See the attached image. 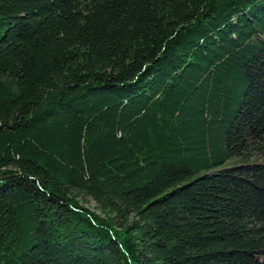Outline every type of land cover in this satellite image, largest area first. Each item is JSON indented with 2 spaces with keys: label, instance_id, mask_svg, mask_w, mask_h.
<instances>
[{
  "label": "trees",
  "instance_id": "trees-1",
  "mask_svg": "<svg viewBox=\"0 0 264 264\" xmlns=\"http://www.w3.org/2000/svg\"><path fill=\"white\" fill-rule=\"evenodd\" d=\"M261 154L264 0H0V264H264Z\"/></svg>",
  "mask_w": 264,
  "mask_h": 264
},
{
  "label": "rangeland",
  "instance_id": "rangeland-1",
  "mask_svg": "<svg viewBox=\"0 0 264 264\" xmlns=\"http://www.w3.org/2000/svg\"><path fill=\"white\" fill-rule=\"evenodd\" d=\"M253 160L264 163V154H261L259 156H254V157L251 156L248 158L237 157V158H233V159H228L223 164H219L217 167L230 166V165H234V164H238V163H243L245 161H253ZM81 195L85 198V200L83 201L85 205H88L91 209H94L97 212H99V209L97 208V204L94 201V199H92L91 197H89L85 193H81Z\"/></svg>",
  "mask_w": 264,
  "mask_h": 264
}]
</instances>
